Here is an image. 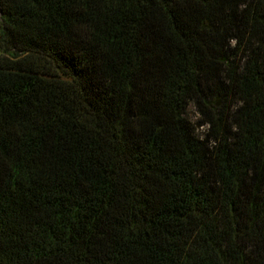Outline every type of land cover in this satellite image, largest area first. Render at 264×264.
I'll return each mask as SVG.
<instances>
[{"label": "trees", "instance_id": "obj_1", "mask_svg": "<svg viewBox=\"0 0 264 264\" xmlns=\"http://www.w3.org/2000/svg\"><path fill=\"white\" fill-rule=\"evenodd\" d=\"M0 264H264V0H0Z\"/></svg>", "mask_w": 264, "mask_h": 264}, {"label": "rangeland", "instance_id": "obj_2", "mask_svg": "<svg viewBox=\"0 0 264 264\" xmlns=\"http://www.w3.org/2000/svg\"><path fill=\"white\" fill-rule=\"evenodd\" d=\"M184 115L187 119H189L191 122L195 124L196 127L195 131L198 134H201L202 130L204 129V126L197 125L198 116L197 113L195 112L194 107L191 104H189L188 107L186 108Z\"/></svg>", "mask_w": 264, "mask_h": 264}]
</instances>
